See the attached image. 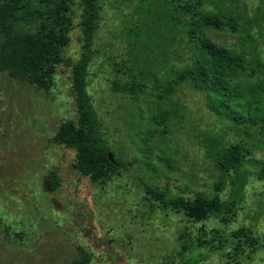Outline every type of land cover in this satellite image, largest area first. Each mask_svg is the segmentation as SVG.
<instances>
[{
	"label": "rangeland",
	"instance_id": "1",
	"mask_svg": "<svg viewBox=\"0 0 264 264\" xmlns=\"http://www.w3.org/2000/svg\"><path fill=\"white\" fill-rule=\"evenodd\" d=\"M232 2L99 0L86 89L110 152L122 164L103 183L80 175L72 167L73 149L54 144L60 121L76 115L70 67L79 55L80 0L71 3L70 40L52 87L37 89L0 70V264H68L78 246L90 251L94 264H231V233L239 227L258 243L249 258L239 254V264H264V174H258L264 165V108L251 107L254 120L235 123L213 114L187 80L175 83L192 64V28L243 59L239 80L262 79L264 0H235L243 16L238 23L249 25L253 42L198 19V13L232 8ZM22 14L21 26L40 16L29 9ZM204 130L245 151L249 176L241 194L233 196L228 183L219 193L236 207L225 223L215 215L194 221L162 210L145 193V185L167 197L214 193L218 171L201 142ZM51 168L59 187L39 196L35 181ZM215 228L224 236L220 244ZM197 237L204 240L196 243Z\"/></svg>",
	"mask_w": 264,
	"mask_h": 264
},
{
	"label": "trees",
	"instance_id": "2",
	"mask_svg": "<svg viewBox=\"0 0 264 264\" xmlns=\"http://www.w3.org/2000/svg\"><path fill=\"white\" fill-rule=\"evenodd\" d=\"M71 3L72 0H0V70L27 79L37 89L52 87L57 66L64 61V50L70 40L73 25ZM232 3V8L198 13L199 21L212 29L240 31L244 41L253 42L247 27L249 25L238 23L243 16L239 14L235 0ZM80 6L79 55L70 67L76 115L60 121L54 133V144L73 149L72 167L80 175L92 182L103 183L116 174L122 164L115 156L114 161L109 160L110 148L86 89L87 66L92 56L101 7L99 0H80ZM28 9L38 11L40 16L36 23L21 26L22 12ZM187 34L192 64L175 78V83L187 80L204 94L207 107L219 118L228 117L235 123L254 120L251 107L264 108V69L260 75L262 79L251 80L253 75H244L239 80L238 75H243L244 70V61L239 55L208 41L196 28ZM199 134L208 159L218 171L217 179L212 183L214 193L208 197L196 194L190 199L178 195L167 197L163 191L150 185L144 186L145 193L162 210L181 212L194 221L215 215L225 223L236 207L234 201L224 202L219 193L228 183L233 196L241 194L249 176L245 151L239 143H227L216 131L204 130ZM258 174H264V165ZM34 186L39 196L54 192L59 187L56 169H48L35 181ZM211 232L214 237L218 236V244L223 242L220 229L215 228ZM202 235H205L204 231ZM231 237L234 239L231 257L234 263L231 264H239V254L249 258L255 251L257 238L244 227L233 230ZM202 240L197 237L196 243ZM245 248L248 250L246 254ZM77 249V254L68 264H94L87 248L78 246ZM175 264L192 263L183 259Z\"/></svg>",
	"mask_w": 264,
	"mask_h": 264
},
{
	"label": "water",
	"instance_id": "3",
	"mask_svg": "<svg viewBox=\"0 0 264 264\" xmlns=\"http://www.w3.org/2000/svg\"><path fill=\"white\" fill-rule=\"evenodd\" d=\"M108 157L110 161H114V156L111 152L108 153Z\"/></svg>",
	"mask_w": 264,
	"mask_h": 264
}]
</instances>
